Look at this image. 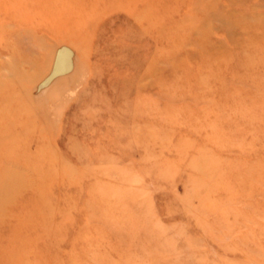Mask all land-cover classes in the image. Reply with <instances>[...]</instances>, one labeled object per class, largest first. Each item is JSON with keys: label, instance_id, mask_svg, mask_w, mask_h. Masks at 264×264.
Segmentation results:
<instances>
[{"label": "rangeland", "instance_id": "obj_1", "mask_svg": "<svg viewBox=\"0 0 264 264\" xmlns=\"http://www.w3.org/2000/svg\"><path fill=\"white\" fill-rule=\"evenodd\" d=\"M0 264H264V0H0Z\"/></svg>", "mask_w": 264, "mask_h": 264}]
</instances>
